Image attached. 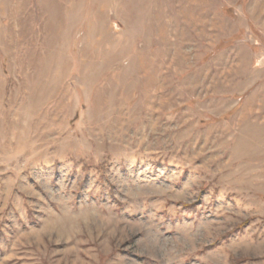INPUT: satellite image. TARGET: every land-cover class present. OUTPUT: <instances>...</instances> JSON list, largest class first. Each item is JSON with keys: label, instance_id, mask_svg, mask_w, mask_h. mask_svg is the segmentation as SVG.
I'll list each match as a JSON object with an SVG mask.
<instances>
[{"label": "rangeland", "instance_id": "374dc122", "mask_svg": "<svg viewBox=\"0 0 264 264\" xmlns=\"http://www.w3.org/2000/svg\"><path fill=\"white\" fill-rule=\"evenodd\" d=\"M0 264H264V0H0Z\"/></svg>", "mask_w": 264, "mask_h": 264}]
</instances>
